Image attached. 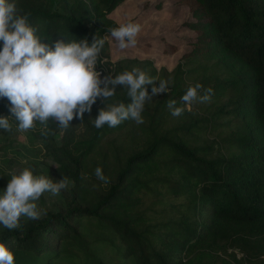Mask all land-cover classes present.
<instances>
[{
  "label": "trees",
  "instance_id": "obj_1",
  "mask_svg": "<svg viewBox=\"0 0 264 264\" xmlns=\"http://www.w3.org/2000/svg\"><path fill=\"white\" fill-rule=\"evenodd\" d=\"M122 1L8 0L19 14L28 15L41 42L87 38L91 44L96 36L105 40L100 54L107 57V37L114 27L108 14ZM191 15L193 19L183 23L195 32L186 39L191 51L183 54L184 63L170 78L147 59L114 63L113 76L136 67L170 81L168 93L154 104L146 103L143 124L126 120L115 128L97 129L91 119L104 106L98 99L83 121L74 118L66 130L51 120L47 129L37 123L28 130L43 139L47 155L55 161L45 176L54 181L67 177L72 185L61 190L67 202L64 213L28 219L0 234V243L14 252L16 264H56L64 251L62 243L78 234L75 218L103 222L122 243L113 249L136 264H264V0H191ZM201 58H216L229 74L212 86L199 83L213 90L210 108L227 97L225 104L210 111L209 119L227 129L233 122L240 125L224 138V152L191 145L182 137L208 127L201 125L202 118L167 126L172 116L167 100L175 99L182 106L179 102L187 87L195 85L187 82V72L181 68ZM145 87L150 94L152 85ZM118 101L131 103L119 85L106 103ZM9 107V101L0 97V117L16 124ZM124 130H140L144 140L122 155L115 140ZM56 133H61L59 142ZM97 167L109 183L95 177ZM147 195L154 201L183 197L186 203L171 204L169 218H151L141 206ZM236 250L241 258H236ZM89 258L84 264H107Z\"/></svg>",
  "mask_w": 264,
  "mask_h": 264
},
{
  "label": "clouds",
  "instance_id": "obj_2",
  "mask_svg": "<svg viewBox=\"0 0 264 264\" xmlns=\"http://www.w3.org/2000/svg\"><path fill=\"white\" fill-rule=\"evenodd\" d=\"M140 32L141 25L135 22L109 29L120 50L134 48ZM104 43L96 36L91 44L87 38L43 43L37 29L29 24L28 15L19 14L15 3L0 0V97L9 101V112L18 131L31 130L37 123L47 129L50 120L66 130L74 118L83 121L84 114L91 113L98 99L104 106L91 119L97 129L105 125L115 128L126 120L144 123L146 103L168 93L170 81L151 77L136 67L101 78L96 68ZM117 85L126 90L131 103H106L115 96ZM146 85H152L150 94ZM212 95L211 88L190 84L180 99L182 106H177L175 99H168L167 108L173 117H180L193 104L210 103ZM12 127L10 118L0 117V129L10 132ZM94 175L104 184L109 183L101 167L95 169ZM9 176L6 189L0 194V225L8 230L19 228L21 217L40 219L46 214L38 206L41 196L46 192L58 195L69 185L67 177L54 181L49 176L34 175L28 167L14 170ZM0 264H16L14 252L4 243H0Z\"/></svg>",
  "mask_w": 264,
  "mask_h": 264
},
{
  "label": "rangeland",
  "instance_id": "obj_3",
  "mask_svg": "<svg viewBox=\"0 0 264 264\" xmlns=\"http://www.w3.org/2000/svg\"><path fill=\"white\" fill-rule=\"evenodd\" d=\"M113 21L114 27L122 23L135 22L141 25V32L137 37V45L134 48L120 50L116 41L109 34L108 57L116 65L124 59L150 60L157 70L165 72L167 78L179 63H184L183 54L191 51L186 39L193 38L195 32L183 26L185 21L192 20L191 0H124L115 6L108 14ZM113 27V28H114ZM171 47L174 50H171ZM181 70L186 71L187 82L192 83H214L225 81L229 78L227 68L216 58H201L197 63L185 64ZM163 94V93H162ZM153 97L150 104H154L161 96ZM227 97L210 108V103H196L191 110L186 109L180 117H169L167 126L171 127L179 120L193 121L196 118L204 119L201 125L208 127L193 131L189 135H182L191 145H206L214 149V152H224L227 144L224 138L238 129V122H233L230 129L218 127L210 118V111L225 104ZM208 119V121H207ZM13 127L10 132H0V194L6 189L9 173L24 167L30 168L34 175H46L50 172V166L55 161L45 151L43 139L34 136L30 131L20 132L16 124L10 122ZM200 125V123H199ZM61 133H56L55 138L59 142ZM181 135V134H180ZM144 135L140 130H124L118 133L115 146L117 151L122 149L123 154L132 152L140 146ZM110 158H112L109 153ZM69 183L67 190L71 188ZM66 190V188H65ZM65 192V191H64ZM60 191L58 195L44 193L38 201V206L46 210L41 218L52 213H64L67 209L66 196ZM173 203H186L183 197H165L160 201L153 198H144L142 209L151 218H169L171 215L170 205ZM28 218H20L22 226ZM78 234L73 239L62 243L64 249L56 264H84L89 256H95L107 264H136L130 257H121L113 249L114 246L122 247L117 234L110 228L95 219L75 218ZM6 230L0 225V234ZM60 242V241H59ZM230 252V251H228ZM222 258L226 254L220 253ZM241 253L236 250V258H241ZM218 264H225L219 262ZM230 264H247L246 262L232 261Z\"/></svg>",
  "mask_w": 264,
  "mask_h": 264
},
{
  "label": "built area",
  "instance_id": "obj_4",
  "mask_svg": "<svg viewBox=\"0 0 264 264\" xmlns=\"http://www.w3.org/2000/svg\"><path fill=\"white\" fill-rule=\"evenodd\" d=\"M114 63L115 62L111 58L100 54V57L97 61L96 71L101 73V78H103L104 76L108 74L112 75L114 73V70H115Z\"/></svg>",
  "mask_w": 264,
  "mask_h": 264
}]
</instances>
